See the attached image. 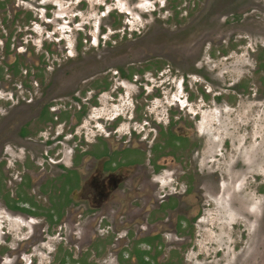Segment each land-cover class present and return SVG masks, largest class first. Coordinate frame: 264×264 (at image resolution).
Masks as SVG:
<instances>
[{"label": "flooded vegetation", "instance_id": "obj_1", "mask_svg": "<svg viewBox=\"0 0 264 264\" xmlns=\"http://www.w3.org/2000/svg\"><path fill=\"white\" fill-rule=\"evenodd\" d=\"M10 9V20L0 18V264H185L182 248L200 234L207 186L220 182L204 178L198 153L207 139L196 129L178 133L185 125L170 116L160 123L111 114L123 101L100 99L110 85L83 89L95 70L71 82V71L47 57L50 48L43 43L37 54L27 45L30 15L18 19ZM71 91L74 129L65 131L58 107ZM153 133L157 141L146 146L141 140ZM58 145L71 146L69 162ZM71 246L88 248L83 261Z\"/></svg>", "mask_w": 264, "mask_h": 264}, {"label": "rangeland", "instance_id": "obj_2", "mask_svg": "<svg viewBox=\"0 0 264 264\" xmlns=\"http://www.w3.org/2000/svg\"><path fill=\"white\" fill-rule=\"evenodd\" d=\"M2 4L7 11H0V18H12L10 5L18 19L30 15L27 45L32 40L37 54L50 48L47 57L57 61L59 71H71V82L95 70L83 89L97 93L110 85L100 99L123 101L111 114L133 121L158 117L160 123L170 116L175 126L185 125L186 131L178 133L197 134L196 129L207 139V150L198 153L204 178L220 182L207 186L201 226L194 227L200 234L182 248L185 264H264V0H0V8ZM48 65L51 71L53 62ZM137 79L148 87L140 91ZM71 95L58 107L64 110L65 131L74 129ZM127 123L122 131L129 133ZM154 136L141 141L147 146L157 141ZM194 139L196 145L200 139ZM58 147L62 163L69 162L71 146ZM87 249L67 250L83 261Z\"/></svg>", "mask_w": 264, "mask_h": 264}]
</instances>
